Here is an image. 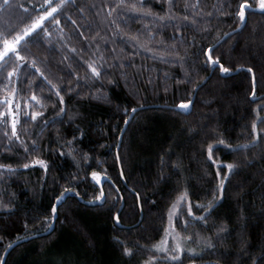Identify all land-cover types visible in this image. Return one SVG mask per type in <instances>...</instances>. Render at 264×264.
<instances>
[{"label": "trees", "instance_id": "1", "mask_svg": "<svg viewBox=\"0 0 264 264\" xmlns=\"http://www.w3.org/2000/svg\"><path fill=\"white\" fill-rule=\"evenodd\" d=\"M119 2L71 0L63 7L59 27L45 23L50 36L37 30L22 44L26 60L18 76L12 78L18 89L12 98L22 109L28 99L44 115L36 121L21 116L17 125L20 141L5 137L11 128L0 119V164L15 169L11 173L0 170L3 264H21L18 257L29 249L60 250L66 236L77 238L87 252L97 254L102 241L86 216L108 221L109 241L128 264L157 258L153 245L165 235L177 196L186 190L191 200H211L218 167L208 160L207 146L220 139L225 143H215L213 159L235 165L225 180L224 197L207 217V224L191 222L183 235L191 237L190 244L198 253L195 264H252L264 253V139L252 142L251 138L254 109L264 105V10L258 7L259 0H248L250 7L243 22L235 15L241 0H171V8L165 0H125V8L117 12L112 5ZM133 2L145 3V10L150 7L157 16L167 13L177 19L168 23L140 18L127 12V5ZM41 4L43 0H9L4 6L0 0V33L22 29L39 13L34 6ZM174 24L187 26L177 33ZM128 37H136L135 46ZM217 42L215 54L233 69L227 74L207 65L201 52ZM178 57H184L185 62H175ZM14 59L7 68H0V98L12 91V84L3 77ZM85 61L104 64L106 74L100 80L78 82L72 73L85 76ZM30 63L63 89L64 113L57 115L61 107L58 98ZM237 65L243 68L235 70ZM248 66L253 67L258 81L255 99L248 94L251 74L244 70ZM189 79L203 84L193 91ZM68 86L73 91H68ZM33 92L43 107L30 100ZM183 99L194 101L190 112L173 107ZM259 115L264 116V111ZM260 128L264 124L258 121ZM73 137L71 145L65 143ZM84 153L89 156L87 164ZM33 158L46 161L47 171L31 164ZM24 163L30 166L23 168ZM93 169L107 170L110 178L103 181V202H91L99 192L87 176ZM70 173H79L83 179L70 183ZM69 186L79 196L68 192L53 219L51 205ZM134 192L141 193L139 205ZM117 212L119 224L113 219ZM220 227L224 232L218 233ZM126 247L131 253L124 252ZM186 263L179 258L162 264Z\"/></svg>", "mask_w": 264, "mask_h": 264}, {"label": "snow or ice", "instance_id": "2", "mask_svg": "<svg viewBox=\"0 0 264 264\" xmlns=\"http://www.w3.org/2000/svg\"><path fill=\"white\" fill-rule=\"evenodd\" d=\"M71 2V0H59V3H54V0H43V4L41 5H35L34 7H38L40 9L39 13L33 17L30 21V23L24 25V27L20 30H13L11 32H5L0 33V68H7L9 60L13 61V66L9 68L6 72V75H4V79L7 80L10 84H12V91L8 95L0 98V103L3 104V107L0 108V119H2L3 122L8 124L11 128V134L9 135L7 132H5V137L11 141L13 138H15L16 141H20V136L17 131V125L20 123L21 116L24 118H30L32 121H36L38 117H42L44 114L43 112L35 110V106L30 105L28 102V99L24 100V107L21 108V104L19 101L13 100V96L17 93L18 89L15 87V83L12 80L14 76H18V73L21 71V64L26 60V57L22 55V44L26 42L27 38H29L34 32L37 30H42L45 34V36H50L51 33L47 27H45L46 22H51L55 26L59 27L61 24L60 20V14L63 10V7L65 3ZM165 2L169 3V7L171 8V0H165ZM9 4V0H3V5L7 6ZM20 8H22L25 12H28V8H25L24 5H19ZM189 7V5H186V8ZM190 7L195 8L196 5H190ZM250 7L248 4V0H241V3L239 4V10L235 13V15L239 18L240 21L245 20V13L246 10ZM258 7L262 10H264V0H259ZM125 8V0H120L119 4L112 5V9L120 12ZM163 10V9H162ZM127 12H131L134 14H138L140 18H148L151 17L153 20L157 22L166 21L168 23H172L174 20L177 19V17L174 16H168L166 15L157 16L155 13H153L150 9V7L145 10V3L143 2H133L129 3L127 5ZM127 12L125 14H127ZM111 15V11L108 13ZM189 17L185 15L183 17L184 21H187ZM194 22V21H193ZM73 25L76 24V21H71ZM177 33L180 31V27H186L187 25L181 24L180 26H176ZM117 28H119V25H117ZM80 35H83V33H80ZM151 35V34H150ZM227 35V33H225ZM128 42L133 43L135 46L136 43V37H128ZM219 42H217V45L209 44L207 47H204L201 49L202 55L205 57V63L207 65H211L214 68L218 67L219 72L221 74H227L231 71H233L232 68L226 67L224 63L221 62L222 57L220 55L215 54V49L218 46ZM75 51V49H73ZM148 51H151V49H148ZM178 63L185 62L184 57H178V59L175 61ZM87 69L88 73L85 74V76L80 77L78 73L73 72V75L77 76L78 82L79 80H100L105 74H106V68L104 64H97L95 61L93 62H87ZM30 67L34 68L36 73L39 74V76L43 77L45 80H47V83L51 86V90L54 91L55 96L58 98L59 105L61 107L59 108V112L57 115L59 116L61 113L65 112V108L63 105L65 104L64 97L61 95L62 88L59 87L57 84H53L50 80L47 79L46 76H44V73L40 70V68L36 67L35 63H30ZM243 68L242 65H237L235 70H241ZM247 73L251 74V91L248 93L253 99L256 97V90H257V78L254 72V69L252 66H248L246 69H244ZM181 81H178L180 83ZM189 82L192 83V81L189 79ZM109 83H114V81H109ZM203 84V81H201L200 84L192 83L193 91H197ZM103 87V85H101ZM68 91H73V88L71 86H68ZM189 95H192V93H189ZM31 101H35L37 105H40L43 107L42 104H40V100L38 99V96L35 92H33L30 96ZM194 101L192 99H183L180 100L178 103H176L173 107L177 111L181 112H190L191 107L193 105ZM30 109V110H29ZM133 113L137 111L136 108L131 109ZM256 112V119H253L251 122V138L252 142L257 141V139H264V128H260L258 130V121L260 124H264V116H260L259 112L264 111V105H259L258 110L254 109ZM125 125L129 123L127 116L124 120ZM122 133L124 129L120 130ZM75 137L72 138L70 141H66L65 143L71 145L75 141ZM215 143L224 144L225 141L223 139H220L219 141H214L213 143H209L207 146V158L209 161H211L213 164H218V161L213 159V148ZM33 145L35 146V141H33ZM230 147V145H229ZM27 151V149H26ZM65 153L61 150L60 155H64ZM69 154H71V150L69 151ZM83 160L85 164H87L89 160V156L87 153L83 154ZM116 162L119 163L121 161V157L119 152H117L116 155ZM34 165H40L45 172L48 169V164L43 159H37L33 158L30 162ZM163 160H162V167H163ZM30 166L29 163H24L22 165L23 168H28ZM175 167H179V165H176ZM228 169L227 172L221 173L219 167L216 170V186L211 192V200L207 203V205H200L197 202L198 208H203V211L200 213L199 216H196L193 213L192 210V203L190 201H187V191H183L181 195L177 196L176 200L173 201L172 207L168 214V226L165 227V238L163 240L164 247L161 249L160 245H153L158 251L163 250L167 251V236L172 235L175 233V223L174 218L177 217L176 209L180 205L181 201L187 202V216L192 218L196 221H203L205 224H207V217L211 215V212L215 210V206L217 202L221 201L224 197V187H225V180L227 179L229 173L234 169L235 165L229 163L224 165ZM0 170H4L6 172H13L15 169L12 167V165L9 164H0ZM2 175V173H0ZM87 176H89L92 180V182L99 187V192L96 194L93 198V201L91 202H103L106 200L105 196V190L103 187V181L104 180H110V178L107 176V170H104L103 172L96 171L93 169L91 172L87 173ZM70 177V183L76 182L79 179H83V177L79 176V173L69 174ZM120 177H124V171L123 168L120 170ZM161 179H164L165 177L161 175ZM113 186H115L113 184ZM115 191L117 193L120 192V189L118 187H115ZM73 192L75 195L79 196V192L76 191V189L72 188L71 186L65 187L60 195L55 197V200L57 203H53L51 205V214L52 218H55V215L57 213V207L58 203L62 200V198L68 193ZM137 204L139 205L140 199H141V193L140 192H134ZM120 199H123V196L121 195L119 197ZM115 199V197H114ZM5 208L8 207L7 204L4 205ZM49 217H44V221L47 222ZM114 221L119 224L120 223V214L117 212L113 215ZM188 220H184L183 223L185 225V228L188 224ZM50 226V225H48ZM224 232V228L220 227L218 228V233ZM178 233L173 235V241L175 242V247L173 251L175 252V255H171L169 258L171 260H178L180 257L181 252L184 251V248L182 247L181 243L176 239ZM184 239H191V237H184ZM208 248H212L213 244L210 241H205ZM7 247H11V244H9ZM7 250V248L5 249ZM130 248H124L125 253H131ZM189 252H192L193 249H188ZM156 257L151 256L148 261H145L144 264H149L150 261H155ZM259 260H264V253L261 254ZM259 260L253 259L252 264H259ZM0 264H3V257L0 256Z\"/></svg>", "mask_w": 264, "mask_h": 264}, {"label": "rangeland", "instance_id": "3", "mask_svg": "<svg viewBox=\"0 0 264 264\" xmlns=\"http://www.w3.org/2000/svg\"><path fill=\"white\" fill-rule=\"evenodd\" d=\"M218 161V164H215L216 167H219L223 172H227L228 169L224 167L227 163ZM187 201L192 203V210L196 216H199L203 211V208L197 207V202L200 205H207V203L198 200H191L187 197ZM177 217L174 218L175 223V233L167 236V251L160 250L158 251L155 248V253L158 255L155 261H152L151 264H162L166 262H175L177 260H171L169 257L175 255L173 251L175 247V242L173 241L172 236L177 235L176 239L181 243L184 251L180 254V260L187 262L186 264H195L198 261V253L190 244L191 239H184L188 237L183 235L185 230L184 220H188V224L191 222H196L192 218L187 216V202L181 201L180 205L176 209ZM85 219L89 224L90 228L94 231L97 237L102 241V247L99 249L97 254H91L87 252L80 243V240L73 236H66L64 242L61 244V248L55 249L50 248L42 252L29 249L20 254L19 261L21 264H128L126 260L120 256L118 251L110 243V224L108 221L101 217L96 216H86ZM198 222V221H197ZM199 223H204L199 221ZM187 224V225H188ZM187 227V226H186ZM166 235V234H165ZM164 237L159 241L161 249L164 247L163 240ZM188 249H193L192 252H189Z\"/></svg>", "mask_w": 264, "mask_h": 264}, {"label": "water", "instance_id": "4", "mask_svg": "<svg viewBox=\"0 0 264 264\" xmlns=\"http://www.w3.org/2000/svg\"><path fill=\"white\" fill-rule=\"evenodd\" d=\"M145 107H141V108H139V109H144Z\"/></svg>", "mask_w": 264, "mask_h": 264}]
</instances>
